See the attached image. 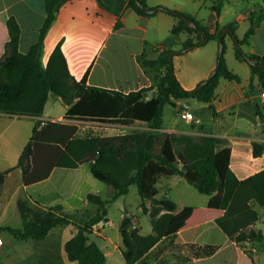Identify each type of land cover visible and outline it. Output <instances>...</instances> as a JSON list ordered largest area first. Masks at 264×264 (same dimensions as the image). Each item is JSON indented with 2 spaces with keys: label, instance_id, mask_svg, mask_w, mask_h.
Here are the masks:
<instances>
[{
  "label": "crops",
  "instance_id": "obj_1",
  "mask_svg": "<svg viewBox=\"0 0 264 264\" xmlns=\"http://www.w3.org/2000/svg\"><path fill=\"white\" fill-rule=\"evenodd\" d=\"M144 1L152 8L149 10L153 11L151 16L137 14L128 7V0H61L56 8L55 21L44 40L43 64L61 44L69 72L77 81L85 79L88 86L128 94L154 85L155 71L144 68L140 58L155 59L158 52L166 49L182 51L188 39L185 32H171L176 20L164 8L193 16L211 33L223 30L226 64L240 82L220 79L211 103L216 116L208 103L194 98L176 101L175 106H171L174 112L169 120H163L162 130L210 135L223 140L218 150L225 155L219 165L222 179L228 170L240 180L264 170V153L259 157L253 155V144L264 143V120L257 110L259 104L264 116V88L257 79L250 84V66L236 58L234 41L227 34L231 33L227 25L233 24L236 37L242 39L251 18L263 13V20L251 44L243 49L248 54L264 56V0H224L219 15L212 8L218 0ZM45 16L44 0H0V57L9 40L7 20L10 17H14L20 26L19 50L27 53L38 41ZM219 49L220 42L211 40L202 46L183 50L172 58L175 76L184 90L196 89L215 72ZM183 101L189 104L190 109H196L192 112L195 119L191 125H185L178 119V106ZM76 103L66 106L60 98L50 96L41 116L0 113V171L12 169L0 191V233L3 239L0 264H74L67 259L64 250L66 241L74 234L73 226L59 225L51 229L44 239L27 241L15 239L7 228H22L17 201L24 195L31 196L45 207L59 204L68 213L91 210L93 206L87 200L89 193L101 196L100 190H95L98 187L89 163L76 168L56 166L46 179L30 185H24L22 171L16 168L37 123L40 124L38 129L47 122L74 125L77 127L76 135L96 125L65 119ZM147 129L145 124L135 123L123 127L120 134ZM110 135L114 134H104ZM186 182L179 175L160 179L159 192L162 189L163 196L174 201L177 209L164 238L142 264L175 262L189 256L186 264H264V243L253 245L255 250L251 254L246 253L216 223V219L224 214L221 209L223 188L201 199L194 193L198 191ZM192 188L195 191L192 192ZM114 193L108 190L107 195L110 198ZM258 208L261 207H256L260 221L262 214ZM126 216L129 217L128 214ZM134 226H137L135 222ZM262 227L254 226L264 234V224ZM188 245L214 246L216 251L209 256L195 257ZM99 247L107 257L106 264H126L119 257L122 256V238L114 243L111 250Z\"/></svg>",
  "mask_w": 264,
  "mask_h": 264
},
{
  "label": "trees",
  "instance_id": "obj_2",
  "mask_svg": "<svg viewBox=\"0 0 264 264\" xmlns=\"http://www.w3.org/2000/svg\"><path fill=\"white\" fill-rule=\"evenodd\" d=\"M61 0H44L45 20L38 41L27 53L19 50L20 26L14 17L7 20L9 40L0 57V113L19 116H41L50 96L58 97L66 106L77 103L68 111L65 119L81 123L111 124L123 127L143 123L148 129L132 133L99 136L76 135L77 127L67 123L47 122L40 129L34 126L33 133L23 149L16 168L22 171L24 185L46 179L56 166L76 168L90 164L92 176L109 186L115 193L109 199L89 193L87 200L91 210L75 213L65 212L59 204L45 207L31 196L24 195L17 201L22 219V228H7L17 240H42L49 231L59 225H71L73 236L66 241L64 250L67 259L74 264H106L107 257L89 235L108 216V205L136 186L141 199L140 208L151 219V233L143 235L134 220L125 216L120 226L122 257L126 264H142L150 251L164 238L174 217L177 206L166 196L158 197V183L163 177L179 175L188 177V182L203 195L212 196L223 188L221 209L224 214L216 219L222 231L240 248L248 242L264 243V234L254 228L259 221L256 207L264 208V170L240 180L231 170L224 179L220 177L219 165L224 159L218 153L223 140L210 135L172 133L162 130L166 106H175L178 100L194 98L211 105L221 78L240 82L227 67L223 30L211 33L209 28L193 16L164 8L176 24L171 32L187 33L182 51L202 46L211 40L222 43L217 57L215 72L196 89L184 90L178 82L172 58L182 51L166 49L158 52L155 59L140 58L144 68H151L157 82L151 88L124 94L119 91L88 86L85 79L77 81L69 72L67 61L58 44L46 64L42 55L45 37L56 18V8ZM139 2L142 6L137 4ZM224 0L215 1L212 8L219 15ZM128 7L142 16H151L144 0H128ZM263 20L259 14L251 18L250 26L242 39L235 35V25L229 24L230 36L235 44L236 58L247 62L251 69L250 84L255 79L264 88V56L248 54L244 46L251 40ZM189 22L195 23L191 27ZM151 89L156 92L149 99L145 95ZM260 105L257 104L259 116ZM264 153V143L253 144V155ZM0 171V191L8 173ZM147 202L150 203L147 206ZM81 215V216H80ZM195 257H204L216 251L214 246H187ZM251 254L250 251H245ZM191 256L175 262L161 261L158 264H186Z\"/></svg>",
  "mask_w": 264,
  "mask_h": 264
},
{
  "label": "rangeland",
  "instance_id": "obj_3",
  "mask_svg": "<svg viewBox=\"0 0 264 264\" xmlns=\"http://www.w3.org/2000/svg\"><path fill=\"white\" fill-rule=\"evenodd\" d=\"M220 52V49H219ZM157 82L154 80V85ZM155 90V89H154ZM156 92V90H155ZM154 92V93H155ZM153 93V94H154ZM153 94L149 97L151 98ZM192 112H195L196 109L194 107H191L190 109ZM174 108L171 106H166L165 108V114L164 119L167 122L169 120V116L173 114ZM123 132V127L119 125H111V124H96L94 127H90L86 129V131L80 132V135H108V134H120ZM128 132V131H127ZM15 182V181H14ZM94 183L97 184L98 188H95L100 190L101 197L104 199H109L108 190L115 192V190L103 183L99 180L94 178ZM188 183V182H186ZM162 183L159 185L161 186ZM190 185V184H189ZM100 188V189H99ZM191 189V188H190ZM195 191L192 188V192ZM197 197L201 199H206L205 195L199 194L198 192H194ZM164 195L163 190L161 189L158 197H162ZM141 199L138 194V190L136 186H130L129 192L125 196H120L115 201L111 202L108 205V216L107 220H105L101 225L96 226L94 228V232L89 235L91 242L98 243L102 248L110 250L113 248L114 243L117 241H121V235H120V226L122 223L123 218L128 214L129 217L133 218L134 222L137 224V226L140 229V232L142 234H149L152 229L151 225V219L148 214H144L140 208ZM94 208L91 210L93 212ZM260 211L261 219L256 223V226L260 229H263L264 224V208H258ZM81 216V215H80ZM121 261H124L122 256L119 255ZM111 259V257H109Z\"/></svg>",
  "mask_w": 264,
  "mask_h": 264
},
{
  "label": "built area",
  "instance_id": "obj_4",
  "mask_svg": "<svg viewBox=\"0 0 264 264\" xmlns=\"http://www.w3.org/2000/svg\"><path fill=\"white\" fill-rule=\"evenodd\" d=\"M155 92V90L150 91L145 95L146 99H149V97ZM178 119L185 125H191L195 119L194 114L190 110V106L186 101H183L178 106ZM3 244V239L0 233V245ZM244 247L241 249L243 251H250L253 252L255 250L254 246L248 242H244L242 244Z\"/></svg>",
  "mask_w": 264,
  "mask_h": 264
},
{
  "label": "water",
  "instance_id": "obj_5",
  "mask_svg": "<svg viewBox=\"0 0 264 264\" xmlns=\"http://www.w3.org/2000/svg\"><path fill=\"white\" fill-rule=\"evenodd\" d=\"M137 4L139 5V6H142L139 2H137ZM148 12H150V13H152L153 11H148ZM189 25L191 26V27H196V25H195V23H193V22H189ZM221 48H222V43L220 42V50H221ZM204 83H202V85H203ZM186 180H188V177L187 176H185L184 177Z\"/></svg>",
  "mask_w": 264,
  "mask_h": 264
}]
</instances>
